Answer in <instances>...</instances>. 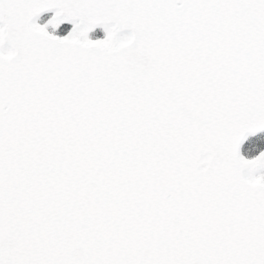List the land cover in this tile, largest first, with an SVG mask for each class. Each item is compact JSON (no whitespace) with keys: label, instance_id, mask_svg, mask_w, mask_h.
<instances>
[{"label":"snow or ice","instance_id":"snow-or-ice-1","mask_svg":"<svg viewBox=\"0 0 264 264\" xmlns=\"http://www.w3.org/2000/svg\"><path fill=\"white\" fill-rule=\"evenodd\" d=\"M0 264H264V0H0Z\"/></svg>","mask_w":264,"mask_h":264}]
</instances>
